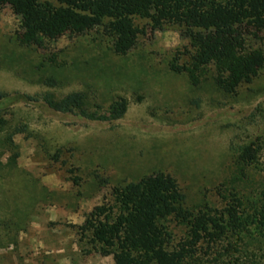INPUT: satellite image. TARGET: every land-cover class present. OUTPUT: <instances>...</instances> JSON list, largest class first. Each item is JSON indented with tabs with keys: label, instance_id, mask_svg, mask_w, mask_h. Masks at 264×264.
Wrapping results in <instances>:
<instances>
[{
	"label": "rangeland",
	"instance_id": "obj_1",
	"mask_svg": "<svg viewBox=\"0 0 264 264\" xmlns=\"http://www.w3.org/2000/svg\"><path fill=\"white\" fill-rule=\"evenodd\" d=\"M136 23L147 35L126 57L95 31L39 50L22 47L20 18L0 11V264H118L100 250L88 255L82 229L115 189L152 175L173 177L190 208L251 191L235 181L237 157L264 140V71L235 95L211 80L193 88L170 63L191 49L192 34L213 32ZM247 29L264 48V30ZM72 94L83 96L82 111L46 103ZM122 100L127 112L114 119L109 110Z\"/></svg>",
	"mask_w": 264,
	"mask_h": 264
},
{
	"label": "trees",
	"instance_id": "obj_2",
	"mask_svg": "<svg viewBox=\"0 0 264 264\" xmlns=\"http://www.w3.org/2000/svg\"><path fill=\"white\" fill-rule=\"evenodd\" d=\"M5 7L20 18L22 47L42 50L63 34L95 31L116 56L126 57L147 35L139 19L158 30L173 25L213 32L192 34L191 49L170 63L193 88L211 80L218 91L235 95L264 71V48L249 43L247 29L264 30V0H0V11ZM82 101L72 94L46 103L69 113L82 111ZM109 111L119 119L127 102ZM237 165L241 178L235 181L252 189L219 194L220 207L190 208L178 182L163 173L115 189L113 200L105 199L82 229L92 247L88 255L100 250L118 264H264V140L240 148Z\"/></svg>",
	"mask_w": 264,
	"mask_h": 264
}]
</instances>
